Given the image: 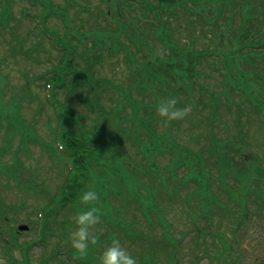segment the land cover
Wrapping results in <instances>:
<instances>
[{
	"label": "rangeland",
	"instance_id": "1",
	"mask_svg": "<svg viewBox=\"0 0 264 264\" xmlns=\"http://www.w3.org/2000/svg\"><path fill=\"white\" fill-rule=\"evenodd\" d=\"M50 1L52 6L59 10L60 14H58L59 16L51 15L47 18L45 21L47 29L64 39L71 38L72 26L77 29L78 33L81 32L86 35H93V31H97L98 35H95L92 39L94 41L91 40V37L83 44L76 40L73 41L78 50L75 63L78 68H86L87 62L92 61V55L93 57L100 56L101 61L99 63L95 62L93 68L95 77L103 78L108 83L117 86V88L127 89L132 86L134 79L131 72L132 70L135 71L137 64L142 65L143 63L138 54L134 58L131 57L132 47L129 40L132 41L137 38V45L139 48L142 46V51L148 53L147 48H150L157 57H163L161 51L165 49L157 41L156 36L159 27L151 22V18L140 20L137 11H129V9H133L132 6H121L119 13H116L117 20L114 19L110 22L114 13L111 10V16L104 15L105 11L111 7V4L105 0ZM214 1V5L208 2L206 4V9H209L207 11L210 12L207 13V18L210 20L208 24H204L199 23L195 18L178 16L176 11L182 8L178 7L176 3L181 2V0H170L168 6L174 8L175 14L171 17L164 14L167 18H163L164 21H167L165 29L169 30L168 41L171 36L182 35V37H188L190 33H187L184 29H194L193 37L197 39L195 42L197 47L201 49L206 45L212 47L210 54H214L217 58L210 57V60L219 62L221 58L225 60V55L231 56L229 63L233 62L234 65L245 68L249 76L248 82L253 84V87L259 88L261 94H263L264 51L263 53L243 51V49H248L243 47L244 45L250 46V44L260 43L258 39L264 36V0ZM11 3H13L11 13L14 15L15 21L10 24L11 26L8 29L14 30L12 32L14 38H12L10 32L2 33L0 36V68L3 75V78H0V108L8 111V109H13V106L15 108L16 103L18 115L26 126L27 134L22 139L18 129L14 128L12 124L9 128L7 119H4L2 124L0 123V165L5 168L6 165L14 166V163H17L16 171L0 172V203H3L6 210L7 206L17 208L16 214H7V221L0 218L2 236L7 237L8 234H14V242L9 248H4L0 243V264H59L57 260H62L63 264H91L96 250H93L92 255L81 258L71 248L69 232L75 227L72 219L75 210L72 211L73 208L67 207V205L64 206L67 208L60 210L59 213L48 214L49 225H46L48 234L44 243L42 241L41 244L33 246L28 251H24L23 248L20 249L23 243L30 244L32 239L37 237V230L40 228V226H37V212L45 208L46 204L48 205L50 199H52L51 197L56 194L57 189L62 185L66 174V168L64 167L66 166L63 163L62 156L59 155L60 152L55 145L56 141L54 142V129L57 127V122L54 106L46 98L49 89L47 85L45 86V79L39 78L43 75L47 76L49 70H54L53 67L57 64L60 53L54 48V44L52 45L51 39L43 34L41 35L37 23V18L40 19L42 13L40 7H31V2H26V0H12ZM114 3L117 4L118 2ZM153 3L158 7L165 3V0L154 1ZM188 6L194 8L192 3H188ZM24 12L28 15L26 16ZM60 17L68 21L67 26L63 24ZM94 19L97 21L96 23H93ZM142 22H145V24ZM123 25H126L124 30L117 31ZM106 31L112 32L107 33L105 39H102L103 36L100 35H103ZM135 31L137 33L136 38L129 36ZM78 33L75 32L76 38ZM147 36L151 38L146 41ZM212 39L214 44H209ZM116 42L119 44L117 45ZM20 45L22 48H19ZM240 45L241 47H239ZM28 49L32 50L33 54H27ZM167 52L165 57L171 55L170 51ZM244 55L248 57H242ZM28 57L32 59L29 60ZM242 62H248L249 64L244 66L241 64ZM229 65L225 68V76L229 71ZM201 66V76L207 87L204 92L207 93L210 89L213 96L214 92L219 95L222 92L223 85L220 75L218 77L216 71L221 66H217L212 61ZM142 76L139 77L142 84L138 93L142 99L133 89L130 90V96L133 100L140 99L142 104L150 106V110L154 111L158 100L169 95L168 85H174V89H180L173 92L184 95V90L186 92L185 97L192 98L194 91L201 87L203 83V80L195 75L192 78L185 75L184 79L173 80L169 84L164 82L163 79L156 80L154 77H143V80ZM25 86H29L30 91H26ZM105 87L107 90L101 96V103L105 109H108L116 104V101H110L109 98L112 95L117 96L118 92L107 86ZM107 91L108 93H106ZM80 93L87 95L84 90L67 98L64 91L55 92L58 101L63 102L64 106L71 109L78 119V124L72 125L71 130L75 134L79 130H85L88 134H91L90 131L94 126V121L99 122V117L94 112L87 111L81 103H78L80 100L77 99V95H80ZM240 96L237 93L233 98L237 104L241 102ZM185 97H181L182 105H179L190 107V111L184 119L167 121L154 113L151 120H153V117L157 120L155 127H153V121L149 125L157 131L156 134L161 139L166 138L170 141L169 144L172 147L170 151L177 153L185 148L196 151L199 149V145H202L204 152L213 153L219 158V161L222 160V166L225 169H218L217 177H215V168L212 167L209 170L212 178L211 182L217 189L210 188L211 196L208 206L209 209L216 210L217 214H222V208L218 202L223 196L218 188L228 187L237 191L239 181H246L248 177L254 176L259 166L264 165V103L258 100L253 103V110L255 109V114L260 118L251 128L244 129V132H247L246 137L240 136V134L235 136L236 130L232 124L236 116L235 110H232L230 114L219 112L214 117V128L212 130L217 140L211 141L210 133L207 132L209 128L206 126H204L205 130L203 128L206 112H199L197 109L200 107H198L195 100L185 101ZM206 97H209V94H206ZM129 110L130 108H126L127 113H129ZM101 117L104 118L102 114ZM248 118H246V122H248ZM241 119H245L244 115ZM206 124L211 126L209 123ZM233 136L237 138L234 142H231ZM174 143H181V145L176 146ZM103 145L105 144L103 143ZM54 151L56 154H54ZM157 159L149 152L140 155L137 147L131 142L128 143L125 157L124 155L121 157L122 166L119 169L131 174L130 182L124 184L120 181L118 189L123 190L125 194L123 199L127 201H129L128 198H130L132 192L139 190L138 199L143 204H141L139 210L138 206L137 208H129L130 212L133 211L137 214V221L133 220L134 218L131 220L127 212L121 213L120 216L125 218L127 223L124 222V227H118L115 222L122 220L119 215H113L112 221L106 216L111 213L113 208L114 210L120 209L122 200H117V203L116 200H113L116 204L113 205V208L110 207L108 212H101V221L96 226V231L101 234V242L106 241L115 234L119 236L123 245L131 252L136 248H143L146 245L151 246L150 243L146 242L154 231L155 224L168 201L171 190L174 189L175 175L181 171L174 160L171 159V156L163 161ZM96 169H99L98 165ZM105 171L109 176L102 179L101 185L110 187L119 178L118 176H112V167ZM97 177H101L100 171ZM97 181L98 178H96V183ZM204 182L205 179L202 183ZM255 183L259 184V181L257 180ZM87 187H85V190ZM31 188L36 193H32ZM179 192L181 198L179 200L177 198L175 203L169 207L171 211L167 213V220L172 225L171 231L175 237L185 234L184 239L181 240L183 244L180 246L181 258L178 264H191L205 251L209 254L218 251V241L221 240V236L215 234L218 240L216 241L206 234V240L202 241L200 245L192 241L197 233L192 231L193 226L188 217L190 212H187L182 201L184 193L190 192V188L185 187ZM143 196L144 199L142 200ZM101 198L102 195L99 196V199ZM223 203L224 200H222ZM259 203L260 201L251 204L254 207V224L251 233L245 234L243 230L235 227L231 220L227 222L216 216L211 226L226 235L231 251L233 250L232 255L226 248L223 253L221 251L218 253V262L204 257L198 260L197 264H264V205L260 211L261 215H259L260 212L255 214ZM105 207L104 204V209ZM54 215L57 216L54 218ZM194 216L196 215L192 214V217ZM63 220L68 223L67 229L60 226ZM20 224H27L30 227L29 230L17 233L15 231L16 226ZM115 227L122 229L124 234ZM159 238L160 231L156 229L153 242L158 244L159 247L153 251L158 264H165L168 253L162 248V245H159ZM234 248L236 252H234ZM56 250L64 253L68 252V254L53 258V252Z\"/></svg>",
	"mask_w": 264,
	"mask_h": 264
},
{
	"label": "trees",
	"instance_id": "2",
	"mask_svg": "<svg viewBox=\"0 0 264 264\" xmlns=\"http://www.w3.org/2000/svg\"><path fill=\"white\" fill-rule=\"evenodd\" d=\"M105 1L111 4V8H114L118 5L132 6L131 8L133 9L130 10L137 11L138 15L143 16L142 19L141 17H139L140 20H145V18H151V22L154 23L162 21L164 14L169 17L174 16L175 14L174 8L168 6L170 5V0H165V3L161 4L158 7H156L153 2H158L159 0ZM11 2L12 0H0V36L2 35V33L10 32L12 38H14V34H12L14 30L8 29L11 26L10 24L15 21V17L11 13L13 8V3ZM29 2H31V7L39 6L42 10L41 16L39 17L41 18L42 26H44L45 21L51 15L59 16V10L52 6L50 0H29ZM114 2L118 3L115 4ZM190 2L194 3L196 6H194V8L188 7L187 3ZM207 2L211 5H214L215 3L214 0H183V3L181 5H178V7H181L182 9L177 10L176 14L180 17H186L190 19L195 18V20H197L199 23L208 24L210 19L207 18V13L210 12L207 11L209 9H206ZM111 8L106 10L104 15L108 14L110 16L108 11ZM25 15L28 14L25 13ZM60 18L61 20L66 21L65 18ZM96 22L97 21L94 19L93 23ZM142 23L145 24V22ZM184 30H186L187 33H190V36L187 37L188 40L184 43L180 42L177 44L173 41V39L180 38L182 37V35H177L174 37L171 36V43L167 40L164 41V37L166 36L163 35V39H160V43L165 49L161 51V53H163V57H157V55L153 53L152 49L150 48H147L149 52L148 54H145L144 51H142L141 49L142 46L139 48L137 42L135 40L132 41L131 44H133V48L131 57L134 58L138 54L143 61L142 67L139 66V64H137L136 66L140 69L139 71H137V74L143 75L142 78L154 77L158 78L159 80L163 79L165 80L164 82H166L167 84H169L173 80L178 81L179 79L181 80V78L184 79L185 75L188 78H192L193 75L200 77L201 70L197 69L198 67L193 65L195 64L201 66L208 63L210 61L211 56L209 54L211 53L212 47H208L207 45L203 49L197 47V45L195 44L197 39L193 37L195 30L190 28H186ZM44 31L45 32L43 34H46L48 37L52 38L54 43L56 44L57 42V44L59 45L60 57L58 59L57 64H55V67H53L55 71L49 70V72L47 71V76L43 75L39 78L42 80L45 79V86L47 85L52 94L49 100L52 101L53 105H56H54V107L57 108L58 114L60 116V125H65L64 129L58 130L56 140L58 142L61 152H63L62 156H67L66 160H68L65 164L66 167H64L67 171L65 170L66 174L62 185L59 186L56 194L51 197L52 199H50L47 205L48 211L49 209L50 211L44 212V214L52 213V211L58 213L60 210L64 209V206L66 205L67 207L73 208L72 211L75 210L78 206H80V202L78 199L80 193L85 190V187L91 185L96 187L97 191L99 192V196L102 195L101 190H109L111 191V195L114 200L121 199L122 204H127L128 209H125L127 210L129 218L132 220L134 218L135 213L133 211L130 212L129 208H137L138 206L139 210L141 204H143L141 200L138 199L139 190L137 192H132L130 198H128L129 201H127L123 199L125 196L123 191H120L118 189V184H120V181H122L124 184L130 182L131 174L129 172L119 169V167L122 166V161L120 162L121 157L123 155L125 157L126 150L128 148V143L130 142L137 147L140 155L149 152L152 153L154 157L162 159L165 157L164 155L171 156V159L174 160V163L177 166H179L182 161H185L184 166L188 168V171L191 172L190 177L194 179L192 180L190 178L189 180L192 182L197 180V178L195 177V173L199 172L200 170H203V166L199 163V160L197 158L199 157L200 153H198L197 156L193 157L191 151H179L177 153L170 151L172 150V147L169 144L170 141L166 138L161 139L159 135L156 134L157 131L152 129L149 125L151 121H153V127H155V123L157 122V120L154 117L153 120H151V117L154 115L155 111L150 110V106L142 104L140 100L142 99L141 97L140 99L135 100L131 98V89H133L136 94L139 93V88L142 84L139 80L140 76L133 73L134 75L132 76L134 79V84L132 86L127 89H123L120 87L117 88V86L111 85L103 78L95 77V71H93L94 64L95 62L99 63L101 61V57L97 55L94 57L92 55V61L87 62L86 68H78L77 64L75 63V59H77V57H75L77 49L73 41L76 40L83 44L87 41V39H89V37H91V40L94 39L95 35H98L97 31H93V35H86L81 32L78 33L77 29L75 27L73 28L72 26L73 33L70 34L71 38H69L66 44L63 42L62 39L56 37L54 34H49L45 26ZM75 32L78 33L77 38L75 37ZM110 32L112 31H106V33L100 36H103L102 39H105L107 33ZM149 38L151 37L147 36L146 41ZM209 42V44H214L213 40H210ZM259 42L260 43H257L252 48L257 49L258 52L263 53L264 36L259 39ZM116 44L118 45L119 43L116 42ZM21 47L22 46L20 45L19 48ZM166 50L170 51V56L165 57L166 53H168ZM229 61L230 60L228 57L226 58L225 63L223 64V77L225 76L226 66L230 64ZM241 64H243L244 66H248L247 64L249 63L242 62ZM245 70V68L239 65H234L233 62H231V64L229 65V71L226 75L230 74L232 79L228 83H222L223 81L221 82L223 85L221 92L223 93V99L220 100V96H214L216 103H218V105L220 106L218 108L221 112H226L230 114L232 110L236 111L235 119L232 121V124L236 130L235 136L239 134L240 136H245L247 132H244V129L251 128L255 122L259 121L260 117L255 114V109L253 110V103L255 102V100L264 103V87H262L263 94H261V90L259 88L253 87V84L251 85L249 82L248 84L242 85V87H240L238 90H234L236 84L240 82L242 78H245ZM105 86L118 92L117 96L109 95L111 96L109 100L113 102L116 101V104L110 106L108 109H105L101 103V96L103 95L105 90H107ZM174 87V85H168L167 89L169 91V95L173 94L177 97L178 93L173 91L180 89H174ZM25 88L26 91H30L29 86H25ZM59 90L64 91L66 93L67 98H70L76 95V93L78 94L79 92L85 90V92H87V95H83L80 93V95H77V98L80 100L81 103L83 102V105L87 109V111H93L99 117V122L94 121V126L91 129L92 138L89 137V134L85 130H79L78 135L81 139V145L79 143H76L78 141L77 136L75 132L70 128L71 124H78L77 120L70 116L73 114L71 109H69L67 106H64L63 102L58 101V99L56 98L55 92ZM207 92H209L210 96H213L212 91L209 90ZM106 93H108V91ZM234 93H238L241 95V102L239 104H237V102L235 101L233 102L231 98L232 94ZM211 102H213L212 99ZM206 106L208 105H203L202 109L198 108L197 110L199 112H202V110L206 108ZM126 108H130L129 113H127ZM101 114L104 116V118L101 117ZM243 115L245 117L244 120L241 119ZM246 118H248V122L245 121ZM4 119H7L9 123L10 121L14 122L13 127L19 130L22 135V139L26 136V126L23 124L22 119L18 115V106L16 103L15 108L13 106V109H8V111L0 108V120ZM213 124L214 123L212 121V126H209V132H211V134H214L212 131L214 128ZM235 136L231 138V142L235 141V139L237 138ZM103 143L105 145H103ZM78 146L80 147L77 148ZM201 152L203 153V150H201ZM211 156L212 154L209 153L207 161L205 163L206 174L209 177V179H206L207 183L211 179V173L209 172V170L212 169V167L214 168L217 165L216 169H222L221 160L218 161L217 159L216 163H214L215 159H212L211 161ZM97 165L99 169H96ZM109 167H112V176H118L119 179L118 181L113 182L110 187H107L101 185V181L103 178L109 176L108 173H106L105 171ZM10 170L12 172L16 171L17 163H14V166L6 165L5 168L0 167V172ZM99 171L101 172V177H97ZM256 172L257 173L254 176L249 177L247 183L245 180L239 182V191H235L233 188H222L224 198L220 199V201L218 202L221 205L222 214H217L216 210L213 209L208 210L209 200L206 197L207 195H204V197L199 200L201 215L198 217L197 222L196 220L193 222L195 231H197L198 234H201L200 239H198V241H205L206 234L211 235V233L208 231V228L212 225V219H215L216 216L227 222H230L231 220L235 227H237L238 229L240 228L241 230H243L244 233L252 232L251 228L254 224V207H252L251 204H256L257 201H260L258 209L255 211V214L259 213L262 209V206L264 205V191L260 188L259 184L255 183L258 178H264V170L260 169L259 167ZM96 178H98L97 183ZM140 184L142 183L140 182ZM31 191L32 193H36L32 188ZM105 198L108 200L107 197L102 195V198L100 199L101 203H104ZM143 199L144 196L142 200ZM222 200H224L223 204ZM203 202H205L206 204L207 211L203 210L202 208ZM108 205H110V201L108 202ZM235 206L237 207L236 209ZM114 211V215H116L117 212L122 213L120 209H116ZM16 212V207L9 208L7 206L6 210V208L3 206V203H0L1 219H4L8 213L16 214ZM259 215H261V212L259 213ZM44 217L45 215H43V218ZM203 220L205 221V226L207 228L204 231L200 230L201 222ZM115 224L118 227H124V221L121 219L119 221H116ZM42 226H45L44 222H41V227ZM39 234L42 237L44 233L40 231ZM220 235V239L225 246V244L228 242V239L226 235L222 232L220 233ZM211 236L212 239L215 237L214 234ZM162 242L167 243L166 237L162 238ZM202 256H216V252L210 255L207 251H205L198 257ZM194 264L196 263L194 262Z\"/></svg>",
	"mask_w": 264,
	"mask_h": 264
},
{
	"label": "clouds",
	"instance_id": "3",
	"mask_svg": "<svg viewBox=\"0 0 264 264\" xmlns=\"http://www.w3.org/2000/svg\"><path fill=\"white\" fill-rule=\"evenodd\" d=\"M190 107L179 106L176 96L161 97L155 104V113L167 121L182 120L189 113ZM78 206L72 217L75 227L69 232V242L74 252L81 258L92 255V264H138L137 257L123 245L118 235L113 234L101 242V234L96 226L101 221L99 192L95 186H88L78 197Z\"/></svg>",
	"mask_w": 264,
	"mask_h": 264
},
{
	"label": "water",
	"instance_id": "4",
	"mask_svg": "<svg viewBox=\"0 0 264 264\" xmlns=\"http://www.w3.org/2000/svg\"><path fill=\"white\" fill-rule=\"evenodd\" d=\"M21 230L26 229V227H20Z\"/></svg>",
	"mask_w": 264,
	"mask_h": 264
}]
</instances>
